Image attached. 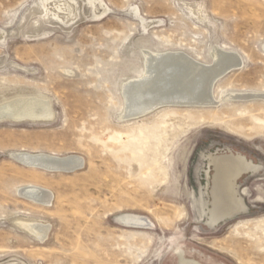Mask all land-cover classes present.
<instances>
[{
    "label": "rangeland",
    "instance_id": "1",
    "mask_svg": "<svg viewBox=\"0 0 264 264\" xmlns=\"http://www.w3.org/2000/svg\"><path fill=\"white\" fill-rule=\"evenodd\" d=\"M215 52L236 60L211 103L126 111L147 58L207 70ZM34 98L51 118H0V264H264V0H0V106ZM231 156L260 169L236 180L246 209L213 224Z\"/></svg>",
    "mask_w": 264,
    "mask_h": 264
},
{
    "label": "bare ground",
    "instance_id": "2",
    "mask_svg": "<svg viewBox=\"0 0 264 264\" xmlns=\"http://www.w3.org/2000/svg\"><path fill=\"white\" fill-rule=\"evenodd\" d=\"M182 54L170 55L167 57L147 58V71L144 73L145 76L143 75V79L129 84L124 89L126 111L129 115L142 114L161 104L176 103L182 100L188 103H211V91L214 81L219 78V76L225 74V72H227V70L235 64L236 60L233 57L224 55L225 53L221 54L219 52H215L212 54L216 59L215 66H212L213 68L211 69L205 67L207 70H204L201 69L202 65H199L193 59H190L189 56L187 57ZM151 55L152 54L150 53V56ZM5 116H10L13 119H48L53 116V111L48 103L42 101L41 99L34 98L15 100L9 104L0 106V118ZM163 139L164 138L162 137L161 140ZM157 153L160 154V150ZM27 160L31 163L34 161L36 164L39 163L65 170L74 169L80 165L79 160L75 158L68 161H55L54 159H47L43 156H35L28 157ZM141 163L143 162L141 161ZM216 169L217 174L215 176V181L213 182L215 200L212 212V220L215 223L223 220L226 213H229L222 207V186L226 176L223 174L219 162ZM22 195L27 197L26 199H30L43 205H50L53 199L52 193L45 190V188L43 189L38 186H27L23 188ZM131 222H133V220L129 221V223ZM25 227L31 234L41 241L44 240L47 235V229L41 227L40 225L26 224ZM181 264L196 263L182 260Z\"/></svg>",
    "mask_w": 264,
    "mask_h": 264
},
{
    "label": "flooded vegetation",
    "instance_id": "3",
    "mask_svg": "<svg viewBox=\"0 0 264 264\" xmlns=\"http://www.w3.org/2000/svg\"><path fill=\"white\" fill-rule=\"evenodd\" d=\"M218 162L220 163L223 174L226 176L222 186V207L229 213H226L223 217L225 219L246 209L242 201L235 196L236 180L245 172H257L260 167L254 165L243 156H231L218 159L216 166Z\"/></svg>",
    "mask_w": 264,
    "mask_h": 264
}]
</instances>
